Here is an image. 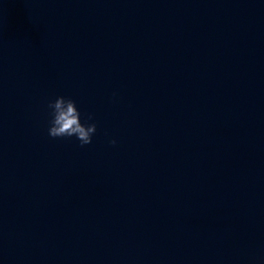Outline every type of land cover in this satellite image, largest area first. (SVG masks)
Wrapping results in <instances>:
<instances>
[{"label":"clouds","instance_id":"9594fccd","mask_svg":"<svg viewBox=\"0 0 264 264\" xmlns=\"http://www.w3.org/2000/svg\"><path fill=\"white\" fill-rule=\"evenodd\" d=\"M48 107L52 110V119L48 129L50 137L64 138L75 136L81 146L92 142V136L96 132V124L81 123L80 112L74 100L59 96L54 101H50ZM92 119L93 116L89 114L87 120L91 121ZM111 143L115 144L116 141L113 140Z\"/></svg>","mask_w":264,"mask_h":264}]
</instances>
